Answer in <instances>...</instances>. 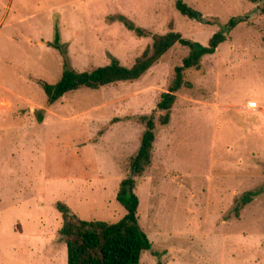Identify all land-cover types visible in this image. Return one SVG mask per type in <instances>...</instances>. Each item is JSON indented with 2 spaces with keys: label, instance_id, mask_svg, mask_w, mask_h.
I'll return each mask as SVG.
<instances>
[{
  "label": "rangeland",
  "instance_id": "rangeland-1",
  "mask_svg": "<svg viewBox=\"0 0 264 264\" xmlns=\"http://www.w3.org/2000/svg\"><path fill=\"white\" fill-rule=\"evenodd\" d=\"M0 0V264H66L57 202L81 219L115 222L128 161L145 124L156 127L151 164L135 177L138 222L159 255L139 264H264V195L235 217V200L264 184V15L248 0ZM248 15L176 93L167 125L160 95L188 49L175 44L139 79L81 88L51 105L54 84L115 57L130 67L170 30L203 46L233 16ZM58 32L60 48L53 45ZM252 104V105H249ZM42 112V120L38 114Z\"/></svg>",
  "mask_w": 264,
  "mask_h": 264
},
{
  "label": "trees",
  "instance_id": "trees-1",
  "mask_svg": "<svg viewBox=\"0 0 264 264\" xmlns=\"http://www.w3.org/2000/svg\"><path fill=\"white\" fill-rule=\"evenodd\" d=\"M248 1L257 4V10L264 15V0ZM174 6L188 19L212 23L210 20H203L201 12L192 8L184 0H174ZM116 18L138 37L150 36L151 44L144 49L130 67L122 65L115 57H111L110 62L104 66L85 71L70 69L65 64L60 78L54 84L37 81L46 95L47 105H51L65 94L81 88L98 89L117 82L137 80L175 44H180L188 49V54L182 59V64L175 67L174 77L168 90L160 95L156 105L157 110L163 112L159 116L158 123L167 125L170 119L169 111L176 99V93L181 88L190 86L184 80V71L192 68L198 69L203 56L213 54L217 47L229 38L230 32L239 24L247 22L249 16L231 17L221 29L210 37L205 46L186 39L173 30L164 34H150L124 16ZM53 45L56 48L61 47L58 32L55 34ZM41 113L39 112L37 116L38 121L42 120ZM140 120L145 124V129L136 153L128 161L130 176L120 181L116 193L117 202L126 211L121 219L115 222L81 219L68 205L57 202V210L62 220L59 235L67 251L66 264H139L141 254L145 250L150 251L154 256L159 255L152 249V244L141 229L137 216L139 199L134 192L135 177L141 176L151 164L156 127L152 116H141ZM261 193L264 195V184L261 188L248 190L236 198L235 217H238L240 211Z\"/></svg>",
  "mask_w": 264,
  "mask_h": 264
},
{
  "label": "built area",
  "instance_id": "built-area-1",
  "mask_svg": "<svg viewBox=\"0 0 264 264\" xmlns=\"http://www.w3.org/2000/svg\"><path fill=\"white\" fill-rule=\"evenodd\" d=\"M249 105H252V104H249Z\"/></svg>",
  "mask_w": 264,
  "mask_h": 264
}]
</instances>
